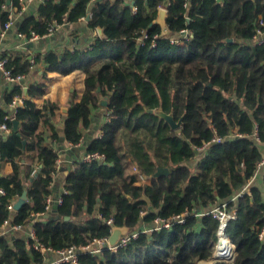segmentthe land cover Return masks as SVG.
<instances>
[{
	"label": "trees",
	"instance_id": "trees-1",
	"mask_svg": "<svg viewBox=\"0 0 264 264\" xmlns=\"http://www.w3.org/2000/svg\"><path fill=\"white\" fill-rule=\"evenodd\" d=\"M166 8V37L150 38L163 30L155 20L167 0H134L132 13L125 0H43L36 14L24 17L18 31L45 34L53 23H75L89 11L90 29L103 36L82 49L47 51L32 60L47 72L84 74L83 92L71 97L62 126L64 141L76 144L90 124L92 108L106 99V121L87 153L104 155L103 162H83L68 172L65 193L54 218L44 215L45 198L56 172L57 154L45 144L39 126H46L55 104L42 98L43 83H30L24 91L11 86L2 99L6 105L19 95L17 133L0 134V226L32 227L44 245L56 250L87 245L106 235L110 218L118 227L134 231L149 226L155 216L168 219L186 212L182 224L153 233H139L116 252L104 249L99 256L79 255L81 264H196L211 257L216 244V219L203 214L229 201L256 173L264 156V41L254 42L257 19L264 20V0H170ZM18 0H0V26ZM191 37L184 46L170 44L181 29ZM264 30V26L260 27ZM149 36L137 43L141 31ZM231 39V41H229ZM8 58L13 75L27 76L31 59ZM171 114L172 128L156 114ZM10 109L0 110V124ZM12 128V122H5ZM58 140L56 131L49 136ZM219 138L220 142H211ZM206 145L203 152L198 150ZM9 161L12 172L2 174ZM130 166L137 172L130 171ZM39 170L36 172V168ZM157 167L168 174L154 177ZM138 174L146 183H138ZM28 183V202L9 210ZM252 196H242L236 218L226 228L235 247L232 263L264 264V239L257 228L264 225V174L250 186ZM45 212V213H44ZM144 212L142 215L141 213ZM50 215V214H49ZM44 256L27 252L22 238L0 236V264H40Z\"/></svg>",
	"mask_w": 264,
	"mask_h": 264
},
{
	"label": "crops",
	"instance_id": "crops-1",
	"mask_svg": "<svg viewBox=\"0 0 264 264\" xmlns=\"http://www.w3.org/2000/svg\"><path fill=\"white\" fill-rule=\"evenodd\" d=\"M42 1L43 0H28L23 5L25 9L21 14L16 15L13 24L9 28L4 29L3 25L2 27L0 26V49L10 57L19 56L31 59L30 72L24 77V91L26 86L30 83H43L45 85V91L42 98L35 100L37 107L40 108L45 101L54 103L56 106L53 110V114L48 117L47 125H40L38 128V131L44 133L45 144L57 154L55 161L56 172L50 183L49 195L55 200L64 190V182L68 172L77 166L76 163L87 154V147L90 141L100 136V126L107 120L105 117L106 110L101 105V102L106 99L102 98L99 101L98 104L101 106L100 108L91 109L90 124L88 127L82 129L80 141L76 144H71L69 142L66 143L62 134L63 120L69 107L71 97L74 96L73 101L77 102L82 95L84 74L83 72L76 70L68 74H60L53 71L47 72L46 76H43V70L45 67L44 63L41 61L34 62L32 59L47 51L61 53L64 49L73 50L85 48L95 36L102 37L103 34L101 33L102 30L100 32L99 28L93 30L90 29L87 25V20H78L75 23H68L65 21L66 23H64L59 29L55 30L50 36L41 37L32 42H25L17 36L18 27L24 17L36 14L37 4ZM125 1L130 4V7L133 4L131 0ZM7 2V4H9V0H7ZM14 10L15 7L11 9L10 13L12 12V14H15ZM11 86L12 85L4 81L0 73V110L9 109L8 105L4 103L2 96L5 92L11 90ZM64 109H66V112L63 111ZM52 131L57 132V141H54L49 137ZM11 132L13 131L11 130ZM262 150L264 151V144H262ZM199 152L201 153L203 151ZM132 167L130 166V171H133ZM38 170L39 167L36 168V172ZM11 172V163L9 161L4 162L2 174L9 175ZM262 174H264V166L256 172L255 176L250 181V185L259 182ZM141 183H146V178L145 181ZM16 201L17 199L14 203ZM46 214H50L49 218H54L56 212H53L51 207ZM42 218H44V216ZM30 220L37 221L40 220V217L31 218ZM9 226V221L7 225L2 224L0 226V236H13V238H22L24 240L26 226L15 232L10 231L8 228ZM209 260L210 258L207 260H199L196 264H211Z\"/></svg>",
	"mask_w": 264,
	"mask_h": 264
},
{
	"label": "built area",
	"instance_id": "built-area-1",
	"mask_svg": "<svg viewBox=\"0 0 264 264\" xmlns=\"http://www.w3.org/2000/svg\"><path fill=\"white\" fill-rule=\"evenodd\" d=\"M28 0H18L19 8L15 7V14L9 13L7 21L3 24V28L7 29L12 24L14 19L16 18V15L21 14L22 11L25 9L23 6ZM134 4V0H131ZM170 0H167V4L163 6L158 7V12L160 10H165L167 8V5L169 4ZM131 5L132 13L136 12V8L134 5ZM91 18V13L88 11L85 16L81 17L79 20H89ZM65 22V17H63L62 22H53L46 30L45 34L43 35H37L34 32H30V34L26 35L21 32H17L18 38L24 40L25 42H32L34 40H37L41 37H47L50 36L55 30L59 29ZM257 28H256V34L254 37V42L256 44H261L264 41V30L262 28L264 26V20L262 17H258L257 19ZM141 35L137 38V43L139 45H144L146 40H148L149 36L145 31L140 32ZM166 37V31L165 27L161 31L159 35L155 34L150 38V46L154 47L155 42L157 38ZM191 37V32L184 28L181 29L175 34L174 36L169 37L170 44L176 45V46H184L185 43L189 40ZM8 58L3 55V51L0 49V73L3 77L4 81L10 85L19 84L21 88H25L24 85V75L22 74H16L13 75L11 73V70L7 67ZM22 105V98L19 95L14 96V98L9 102L8 108L10 109V113L6 114L3 117L4 123L0 124V134L3 136H7L11 134V128L7 126L5 122L7 121H13L15 118V114L17 111V108ZM211 142H220L219 138H214L211 140ZM210 142L202 145L198 150L203 151L207 144ZM105 159L104 155L98 152H91L87 153L79 162L76 163V165H79L83 162H103ZM73 166V165H72ZM264 166V156L260 159V161L256 164V172ZM132 170L134 172H137L135 167H132ZM256 174V173H255ZM250 179L246 184L239 189L232 197L229 199V201L220 203L217 207L213 208L212 210L205 212L203 214H211L217 222V229H216V244L214 251L210 257L209 262H226V263H232L235 259L236 252L235 247L230 241V239L226 236V228L230 221L234 220L236 218V207H228L229 202H235L237 198H240L242 196H252V191L250 188ZM145 178L138 174L137 182L141 183L144 182ZM4 190L0 188V195H4ZM65 193V190H63L62 194ZM55 204L59 206L61 204V197L59 196L55 200H53L50 196H47L45 198V205H44V211L48 212L51 208V206ZM9 210H13V204L8 205ZM44 212V213H45ZM142 215L144 212L141 213ZM44 216L43 213L41 214H33L32 218ZM186 215V212H182L180 214L174 215L171 218L165 219L160 216H155L149 226H143L142 228L134 231H128L125 232L123 235H121L117 241V243L113 246L109 245L108 239L109 236L112 233V229L115 227V225L112 223V220L110 218L108 219H102V221L108 225V232L106 235H103L101 237L93 239L89 244L87 245H70L63 247L61 249H54L50 246L44 245L42 242L39 241L37 238L34 230L32 227L26 228V234L24 235V242L26 245L27 252H38L41 255L44 256V261L40 264H81L79 261V255L82 253H87L92 256H100L102 251L104 249H107L111 252H116L118 248L125 247L128 242L131 240L137 238L139 233H153L154 231H158L161 229H170V227L173 224H182L184 222V217ZM3 225L8 224V220L3 221ZM10 231H18L22 229V226L20 225H10L9 227ZM257 238L259 240L264 239V225L260 228H257ZM222 245H225L223 248Z\"/></svg>",
	"mask_w": 264,
	"mask_h": 264
},
{
	"label": "water",
	"instance_id": "water-1",
	"mask_svg": "<svg viewBox=\"0 0 264 264\" xmlns=\"http://www.w3.org/2000/svg\"><path fill=\"white\" fill-rule=\"evenodd\" d=\"M165 17H166V11L165 10H160L158 12V16H157V18L155 20L156 23L160 24L162 29H164V27H165ZM99 30L101 32L102 29L99 28ZM229 41H231V39H229ZM101 105L102 106H106V100H103L101 102ZM63 111L66 112V109H64ZM156 114L158 116H160L161 118H163L172 128H178L180 126V124H181V119H179L177 122H175L171 114L163 113L161 110L156 111ZM17 127H18V122L14 119L12 121V131L14 133H17ZM167 174H168V169L167 168L157 167L153 176L154 177H159L161 175H167ZM27 186H28V183H24L23 191H22L20 197L17 199V201L13 205V209L14 210H19L25 203L28 202ZM51 207H52L53 212H57V209H58L57 205L53 204ZM48 216H49L48 214H45L44 215V219H47ZM125 232H128V231L124 227L115 226L112 229V233H111V235L109 236V239H108L109 245H111V246L115 245L117 243L119 237L121 235H123Z\"/></svg>",
	"mask_w": 264,
	"mask_h": 264
},
{
	"label": "bare ground",
	"instance_id": "bare-ground-1",
	"mask_svg": "<svg viewBox=\"0 0 264 264\" xmlns=\"http://www.w3.org/2000/svg\"><path fill=\"white\" fill-rule=\"evenodd\" d=\"M222 247L224 248V247H225V245H222Z\"/></svg>",
	"mask_w": 264,
	"mask_h": 264
}]
</instances>
